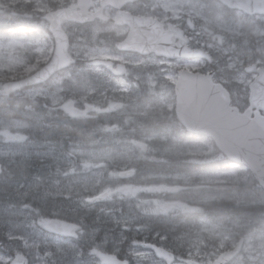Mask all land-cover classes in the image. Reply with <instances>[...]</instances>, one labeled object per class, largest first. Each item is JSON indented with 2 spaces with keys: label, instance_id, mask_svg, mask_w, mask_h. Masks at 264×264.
<instances>
[{
  "label": "rangeland",
  "instance_id": "374dc122",
  "mask_svg": "<svg viewBox=\"0 0 264 264\" xmlns=\"http://www.w3.org/2000/svg\"><path fill=\"white\" fill-rule=\"evenodd\" d=\"M67 1L0 0V26L10 22L9 16L12 18L20 16L24 18L21 23L25 25L47 27L44 16L54 11L55 8H61ZM151 1L154 4L158 3L164 10L171 8L172 13H177L180 2V0ZM50 4L54 8H51ZM213 9L210 11L207 5L192 0H182V14L192 13L195 16L209 18L214 16L215 19L220 20L214 25V29L220 33L256 36L264 34L260 31V21H264V18L255 19L256 22L252 23L251 19L247 20L237 15L232 27L227 20H223V13L219 8ZM206 22L210 24V21ZM63 28L72 41L69 52L75 59H78L77 61H82L77 65L78 67L94 59H118L109 50L110 48H105L106 45L101 47L97 43L96 39L99 37H96L102 30L72 26L69 23L63 24ZM103 30L108 31L107 33L115 31L119 34L118 30L111 27ZM39 35L37 34L38 39L35 41L24 38L22 35L0 40V95H5V91L8 90L7 84L15 80L12 79V71L22 69L28 72L30 69L28 64L35 65L49 58L53 45L48 46L45 41L41 43L40 39L48 38ZM235 41L237 40L230 39L221 47L216 45L213 47L217 49L220 57L219 63L223 65L222 69L226 72H234V79L244 86L249 84L253 77H249L242 71L241 60H238L239 57L231 52L239 49L244 52L243 48L247 46L245 52L252 55L257 54L256 60L252 61L262 64L264 63V48L258 39H244L233 44ZM98 42H105V39H99ZM106 42L111 44L108 47L114 48L115 39L109 36ZM232 45L234 48L231 47ZM28 59L29 63H26ZM137 62L150 66V71L147 72L150 75L146 80L149 88L145 91L148 95L155 94V91L162 89L167 94L169 88L167 82L171 85L175 83L176 71L180 69L192 71L201 67L197 61L180 64L178 61L170 62L152 58L138 59ZM136 68L139 71L145 69L140 66ZM151 71H154L153 74L150 73ZM166 71L170 72L164 74ZM239 71L243 74L237 77L236 74ZM90 72L94 75L93 77L101 75V71L97 69ZM105 79L106 89L103 95L97 94L95 88L90 86L74 90L70 88L69 85L74 80L68 71L58 73L46 84L10 94L20 93L27 99L41 100L37 102L43 105L47 103L49 108L67 118H82L85 121L98 113L115 112L117 117L122 115V119L119 117L116 119L122 121L119 125L111 127L109 131L111 133H132L136 132L137 127L144 131L143 133L138 132L140 134L136 141H127L126 146L119 148L96 149L72 146L74 148L64 153L55 154L49 150L0 147L2 165L9 164L10 160L15 157L27 159L34 156L47 161L46 167L51 168H46V175L39 179V184L37 182L29 185L18 184L20 197L25 198L40 185L38 199L44 196L51 200L61 198L64 203L69 200L76 201L83 206L81 207L85 209L88 217L85 223L78 224L82 230L76 231L80 240L76 242L61 239L51 229L49 225L58 219L54 213L49 217L47 214L34 212L22 200L19 205L0 209V264H7L12 253H20L29 257L30 264H88L82 260L87 254V249L81 246L103 243L123 245V248L127 249L128 254L131 255L133 264H169L157 259L146 249L142 250L144 244L153 242L143 241V236L137 239V236L149 232V238H156V241L160 242L161 235L159 234L167 232L172 234L173 240L176 241L182 239V230L185 228L189 233L192 232V235H197L192 236L189 251L182 247L186 253L182 257V263L179 264H210L217 255L235 245L236 239L231 237L235 231L229 228L227 221L216 216L214 212H211V220L182 222V216L185 217L186 213H193L192 211H198L197 214H200L199 210L203 209L202 205L209 201L221 202L223 197L220 194H216L215 191L209 194L203 193L201 189L236 178L242 179L245 176L242 168L237 171L207 173H191L183 169L177 172H157L147 175L134 172L135 170L129 165L134 160L145 158V154L137 147V143L148 144L153 138L163 134L158 129L155 131L152 128L151 131V122L150 125L148 124L150 129H146L144 125L139 126L140 121H136V117L143 119L163 113L170 109L172 100L170 102L168 92L166 97L160 96L152 102L140 103L135 91L121 89L116 83H107L108 79L106 77ZM157 85L158 88L154 91ZM240 92L243 93V91ZM245 108L240 107L241 110ZM28 125L22 121H10L0 131V137L7 145L28 146L27 138L22 134V130L28 129ZM206 149L200 151L197 148L184 147L180 151L174 150L173 155L187 156L190 161L196 162L198 157L210 153L209 147ZM230 264H264V226L251 234L244 235L242 251Z\"/></svg>",
  "mask_w": 264,
  "mask_h": 264
},
{
  "label": "trees",
  "instance_id": "16d2710c",
  "mask_svg": "<svg viewBox=\"0 0 264 264\" xmlns=\"http://www.w3.org/2000/svg\"><path fill=\"white\" fill-rule=\"evenodd\" d=\"M50 7L54 8L51 4ZM18 12H21V10H18ZM15 17L17 18H11L10 22L6 23L7 25L0 26V40L22 35L24 38L35 41L38 39L37 34H40L39 36L48 38L40 39L41 43L45 41L47 42L46 45L52 46V39L46 26H28L21 23L24 18ZM44 62H46L45 59L42 63L28 64L30 67L28 72H24L22 69L12 71V79H19L30 74ZM26 63H29V59ZM76 66L75 64L68 70L74 80L69 87L74 90L90 86L95 88L97 94L103 95L106 89L104 85L105 78L103 76L93 77L94 75L90 72L89 66H79L80 68L78 66L76 68ZM197 71L199 72V70ZM240 91H243V89L238 88L233 91V94L243 98L244 91L243 93ZM135 93L140 103L152 102L154 99H158L160 96L166 97L168 94L170 102L172 100V105L170 109L163 113L143 119L136 117L135 120L140 121L138 123L139 126L144 125L146 129L151 128V131L152 128L155 131L158 129L163 134L153 138L148 144H144L145 148L142 151L145 154V158L134 160L129 165L130 168L134 169V172L146 175L157 172H177L180 169L191 173H207L237 171L242 168L245 172V176L242 179L236 178L218 185H211L210 188H202L201 192L203 193L209 194L215 191L216 194H220L223 197L222 201L219 203L211 201L205 203V205H202L203 209L199 210L201 211L200 214H197L198 211L186 213L185 217L182 216V222H189L190 220L195 222L200 219L211 220V212H214L216 216L218 215L227 221L229 228L235 231L234 234H231V237H235V239L251 234L263 227L264 191L258 186L246 168L240 167L224 158L209 138L187 132L177 121L174 112L172 87L167 89V94L162 89L155 91V94L148 95L141 88H138ZM37 101L41 100L27 99L20 93L8 96L6 94L0 95V131L10 121H22L29 124L28 129L22 130L23 136L27 138L28 146L7 145L0 137L1 148L22 149L24 147L26 150H49L55 154L64 153L71 148L79 146L96 149L103 147L119 148L120 146H126L127 141H136L140 134L138 132L143 133L144 131L137 127L136 132L132 133H111L109 132L111 127L120 124L122 120L116 119H122V115L118 116V118L115 112L98 113L94 117L83 121L82 118L64 117L54 109L49 108L47 103L43 105ZM150 122L152 124L149 128L148 124L150 125ZM184 147L197 148L200 151L209 147L210 153L198 157L196 162L190 161L187 156L173 155L174 150L180 151ZM46 163L47 161L32 156L27 159L15 157L10 160L9 164H3V171L0 175V209L11 207L15 204L19 205L22 200L34 212L47 214L49 217L54 213L58 218L56 220H65L77 224L85 223L88 217L80 203L70 200L64 203L61 198L51 200V198H44V196L38 199L37 195L41 188L40 185L25 198L20 197L17 185H29L34 182L39 184V179L46 175V168L49 167H46ZM7 166L9 168H6ZM191 233L186 228L183 229L182 239L176 241L173 240V235L167 232L159 234L161 235L160 242H157L156 238H149V232L141 233L137 236V239L143 236V241L153 242L170 250L175 256L184 257L186 251L190 250L189 246L192 236L197 235H192ZM182 247H185L186 251H183Z\"/></svg>",
  "mask_w": 264,
  "mask_h": 264
},
{
  "label": "water",
  "instance_id": "95a60500",
  "mask_svg": "<svg viewBox=\"0 0 264 264\" xmlns=\"http://www.w3.org/2000/svg\"><path fill=\"white\" fill-rule=\"evenodd\" d=\"M92 0H72L69 8L49 12L45 18L49 22V32L53 37V51L50 59L30 75L7 84L6 94H12L23 88L36 86L49 80L57 72L74 63L69 54V40L62 29V22L73 19L79 23L92 21L101 15V10L90 13ZM126 1L103 0L101 6L120 8ZM225 6L242 11L247 15L264 14V0H220ZM115 25H126L128 34L116 44L118 51L135 52L140 55L153 53L165 59L205 60L210 56L202 50H192L187 46L188 39L175 38V31L162 30L160 24L148 18H138L117 12L112 20ZM92 67H102L113 75L123 72V65L116 66L109 60L94 59ZM255 66L246 69L251 73ZM257 77L249 85V103L252 109L264 111V69L257 70ZM175 116L189 133L199 134L212 140L223 157L249 170L259 187L264 190V117L250 116V112L239 113L230 106L228 94L211 81V75L181 70L177 72L174 85ZM144 148L143 145L138 144ZM2 166L0 164V173ZM51 227L64 238H76L74 232L79 227L66 221L52 222ZM243 238L235 247L221 252L210 264H228L241 251ZM157 259L173 262V256L167 250L153 244L147 245ZM100 264H128L111 255L96 252ZM9 264H27V259L14 254Z\"/></svg>",
  "mask_w": 264,
  "mask_h": 264
},
{
  "label": "flooded vegetation",
  "instance_id": "af4514ba",
  "mask_svg": "<svg viewBox=\"0 0 264 264\" xmlns=\"http://www.w3.org/2000/svg\"><path fill=\"white\" fill-rule=\"evenodd\" d=\"M71 1L72 0H68L66 3L62 5L61 8H68L70 6ZM92 1H93V6L90 11L95 12L100 8L101 9L100 17H97L94 20L84 24L77 23L75 20L72 19L66 20L62 24L69 23L70 25L72 24V26L87 27L90 29L98 28L102 30L101 32H99V39H105L106 42L107 37L110 36L115 39V42L118 43L123 39H125V37L127 36L128 27L126 25L115 26L113 24L112 20L116 18L117 12L125 13L128 14L129 16H134L138 18H148L155 20L158 24H160L162 30L166 31L168 29H171L176 32L177 37L175 38L176 39L175 43L177 42V39H182L183 36L185 39H188L187 45L189 48L202 50L210 56L211 59L210 62L197 61L198 64L201 66L200 69L197 70L203 72V74H210L212 82L221 86L222 88H224V90H226V92L228 93L230 103H232L234 106L238 108L246 107L245 110L243 111L250 112V116L264 117V111L249 109L250 108L249 85L257 76V70L264 68V63L258 64V62L255 63V61H252V60H256L255 57H257V54L252 55L249 52H245L248 48L247 46L243 48L245 49L244 52H241L240 51L241 49L231 52V54L239 57L238 60L239 59L241 60L242 63L241 62L240 63H241L242 71L249 77H253V79L249 82V84L243 86L241 83H238L237 80L234 79V72L228 73L222 69L223 65L219 63L220 57L218 56L217 49L213 47V45L221 47L227 42V40L230 39L237 40L233 42V44L239 43L238 41H242L244 39H251V40L258 39L259 43L263 44V48H264V34L256 36L251 34L225 35L223 33H220L218 30L214 29V25H216L220 21L219 19H215L214 16L209 18V17L195 16L192 13L190 15L182 14V0H180L179 2L177 13H172V11H170L171 8H168V10H164L158 3L154 4L153 1L151 0L126 1L123 4H121L120 8H113L109 5L101 6L102 0H92ZM192 1L196 3H200L202 5H207L210 8V11L213 8H215L213 10L219 8V10H221L223 13V20L225 21L227 20L228 24L230 23V26L232 27H233V22L236 19L237 15L247 20L251 19L250 21L252 23L256 22L255 19L264 18V15H253V16L246 15L233 8L226 7L225 5L220 3L219 0H192ZM206 21H210V24H208ZM260 22H261L260 31L264 32V21H260ZM108 27L118 30L119 34H116L115 31H111L107 33L108 31L103 30ZM242 45L244 46V42H242ZM243 46H241V48ZM231 47L234 48V45H232ZM105 48L107 49L110 48L109 50L112 51L114 55H116L118 59L111 61L113 62L114 65L122 64L124 68L123 72L119 75H113L110 71L104 70L102 68H97V70L101 71L103 77L104 78L106 77L108 79L107 83L115 82L117 83L118 87L128 91H136V89L138 88L147 90L149 88V85L146 82V80L149 78L150 75L147 73L150 71V66H148L147 64L145 65L143 63L137 62L138 59L143 60V59L153 58V59L165 60L170 62L178 61L180 64L188 62L182 58L166 60L164 58L156 57L152 53L140 55L135 52L117 51L115 48H111L108 46H106ZM79 61L77 64H80L82 62ZM237 65L240 64L237 63ZM253 65L255 66V69H253L251 73H247L246 69ZM136 66H140L145 69L139 71V69H137ZM153 72L154 71H151L150 73L153 74ZM168 72L170 71H166L164 74ZM239 72H237L236 74L237 77H239L240 74H243L241 73V71ZM171 73L174 74L173 71H171ZM175 73H177V71ZM167 84H169L168 86L171 87L170 83L167 82ZM156 88H158V85L155 87V89ZM238 88L243 89L244 91L243 98L238 96L234 97L233 91L237 90ZM164 207H165V203H164ZM180 207H182V204H180ZM79 230L82 229L79 228ZM71 241L79 242L80 240L79 237H77L76 239ZM145 245L146 244H144L142 250L146 249ZM81 247H85L87 249V254L86 256L83 257L82 260L88 264H100L96 252L101 254L111 255L119 261H126L128 264H133L131 255L128 254L127 249L123 248V245L121 244L120 245L110 244V243L109 244L103 243L100 245L84 244ZM168 251L171 252L170 250ZM172 256H173V262L170 264L182 263V256L177 257L173 253ZM26 258L28 259V264H30L29 257L26 256Z\"/></svg>",
  "mask_w": 264,
  "mask_h": 264
},
{
  "label": "bare ground",
  "instance_id": "6f19581e",
  "mask_svg": "<svg viewBox=\"0 0 264 264\" xmlns=\"http://www.w3.org/2000/svg\"><path fill=\"white\" fill-rule=\"evenodd\" d=\"M91 221V220H90Z\"/></svg>",
  "mask_w": 264,
  "mask_h": 264
}]
</instances>
